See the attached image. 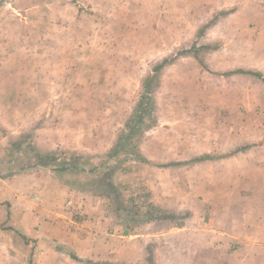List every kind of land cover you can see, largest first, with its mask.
Masks as SVG:
<instances>
[{"label":"crops","instance_id":"0c3cea01","mask_svg":"<svg viewBox=\"0 0 264 264\" xmlns=\"http://www.w3.org/2000/svg\"><path fill=\"white\" fill-rule=\"evenodd\" d=\"M4 46L1 40L0 50ZM11 61L18 63L15 70L5 71ZM19 62L0 54V94L20 88ZM228 64L223 51L208 57L184 54L164 63L150 81L149 107L138 122L126 121L121 139H109L111 156L104 165L94 161V152L100 154L96 139L85 147L79 141L83 136L70 143L62 134L51 152L72 150L74 156L60 168L34 160L8 175L0 166V264H260L258 246L246 247V239L264 219H246L235 206L244 219L237 221L225 202L231 187L223 180L230 163L237 173L264 175V150L251 154L244 144V108L252 86L223 71ZM257 73L264 82L263 73ZM0 105L13 111L15 102L2 97ZM8 120H0L1 149L5 141L20 139L19 125ZM90 152L92 163H84L82 155ZM122 157L121 169L112 165L111 159ZM135 188L148 196L144 220L128 223L118 208L107 213L104 202L109 206L123 199L126 208L128 201L136 202L126 195ZM245 188L233 193L236 201L258 200L256 191L264 190V182ZM217 211L224 215L220 220ZM151 254L161 257L157 263Z\"/></svg>","mask_w":264,"mask_h":264},{"label":"rangeland","instance_id":"374dc122","mask_svg":"<svg viewBox=\"0 0 264 264\" xmlns=\"http://www.w3.org/2000/svg\"><path fill=\"white\" fill-rule=\"evenodd\" d=\"M5 3L0 7V41L5 42L0 54L19 59L22 71L20 88L11 95L0 94V102L2 97L5 103L15 102L13 111L8 110L13 115L0 105V120L5 117L10 125H19L20 139L5 141L0 148V166L8 175L31 167L38 156L46 157L43 155L46 153H52L58 164L72 159V150L51 152L60 143L62 134L69 137L70 143H76L78 134L83 136L79 141L85 147H92L91 139H96L100 154L94 152V161L100 165L107 163L111 156L109 139H121L126 121L132 122L137 117L142 97L147 93L146 83L164 62L189 53L208 57L223 51L229 59L228 69L223 71L252 86L244 108V144L251 154L264 150V82L257 76V72L264 75V0H6ZM13 64L18 63L5 62V71H13ZM26 71H31L30 77L24 76ZM252 75L259 81L252 79ZM175 99L178 100L177 97L172 100ZM85 154L84 163L91 164L92 152L89 157ZM111 160L113 166L121 169L126 157ZM235 165L227 166L223 180L233 189L227 191L229 199L225 200L229 216L237 221H244L241 216L264 219V195H260L264 190L256 191L258 200L249 196L239 202L233 195L239 187L252 190L253 184L264 182V175L237 173ZM130 191L127 198H134L140 207L128 201L126 208L123 199H118L114 205L103 203L110 208L107 213L118 208L116 212L128 223L144 220L148 196L140 188ZM235 206L241 207L244 214L235 213L238 209H233ZM214 215L218 220L224 217L220 211ZM246 241V247L258 246L255 256L264 264V224ZM150 256L154 263L161 258Z\"/></svg>","mask_w":264,"mask_h":264},{"label":"trees","instance_id":"16d2710c","mask_svg":"<svg viewBox=\"0 0 264 264\" xmlns=\"http://www.w3.org/2000/svg\"><path fill=\"white\" fill-rule=\"evenodd\" d=\"M167 62H169V61H166L164 63H167ZM161 66L162 65H160L157 70H159ZM257 76L260 77L261 75L260 74H257ZM151 80H153V78ZM150 83H151L150 81H148V83H146L145 89H146L147 93H145L144 97H142L143 98L142 99V102L139 105V109L137 111V117H135V119L137 120V122L142 117V113L144 112V110L147 107H149V105H150V102H151L150 90H149ZM46 157L38 156V159H36L37 164L38 165H44V166H54V167H58V168H60L63 164H65V163L58 164L57 158H55V157H53L51 155H48ZM167 218H169V217H167Z\"/></svg>","mask_w":264,"mask_h":264},{"label":"water","instance_id":"95a60500","mask_svg":"<svg viewBox=\"0 0 264 264\" xmlns=\"http://www.w3.org/2000/svg\"><path fill=\"white\" fill-rule=\"evenodd\" d=\"M4 0H0V4L3 2Z\"/></svg>","mask_w":264,"mask_h":264}]
</instances>
